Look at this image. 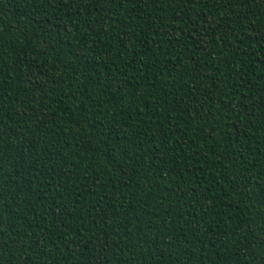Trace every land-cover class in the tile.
I'll return each instance as SVG.
<instances>
[{"label":"trees","instance_id":"16d2710c","mask_svg":"<svg viewBox=\"0 0 264 264\" xmlns=\"http://www.w3.org/2000/svg\"><path fill=\"white\" fill-rule=\"evenodd\" d=\"M0 264H264V0H0Z\"/></svg>","mask_w":264,"mask_h":264}]
</instances>
